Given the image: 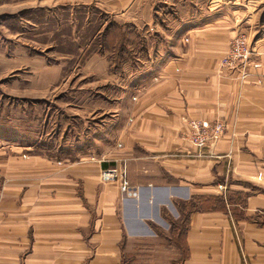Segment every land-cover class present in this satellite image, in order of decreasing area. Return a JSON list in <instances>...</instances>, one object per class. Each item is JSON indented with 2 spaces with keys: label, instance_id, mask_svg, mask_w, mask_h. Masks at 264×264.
I'll use <instances>...</instances> for the list:
<instances>
[{
  "label": "crops",
  "instance_id": "0c3cea01",
  "mask_svg": "<svg viewBox=\"0 0 264 264\" xmlns=\"http://www.w3.org/2000/svg\"><path fill=\"white\" fill-rule=\"evenodd\" d=\"M24 3L44 15L99 9L121 29L125 53L112 63L107 34L87 55L91 40L75 46L87 81L57 151L87 155L0 146V264H120L126 248L150 238L152 218L176 206L185 211L177 264H264V82L254 80L264 75V0ZM238 33L261 66L242 82L217 72ZM190 120H218L225 131L197 155L184 139ZM120 161L125 196L99 181Z\"/></svg>",
  "mask_w": 264,
  "mask_h": 264
},
{
  "label": "rangeland",
  "instance_id": "374dc122",
  "mask_svg": "<svg viewBox=\"0 0 264 264\" xmlns=\"http://www.w3.org/2000/svg\"><path fill=\"white\" fill-rule=\"evenodd\" d=\"M24 2L0 0V146L34 149L44 144L41 150L46 156L74 159L87 155L69 149L57 151L61 141L58 134H71L75 125L68 115L74 112L73 98L86 80L79 73L77 55L86 48L89 42L83 40L94 28H99V34L105 29V43L113 49L115 65L118 55L125 53L120 52L122 31L99 9L53 8L45 10L44 15L31 12L32 7ZM83 17L87 18L86 24L84 20L79 23ZM92 42L97 49L103 47L102 36L97 35ZM75 46L82 47L79 53ZM56 67L62 70L53 79ZM43 82L48 85L41 87ZM67 139L65 144L71 145L72 139ZM183 214L176 206L175 210L162 212L160 218L153 217L155 227L150 238L145 244L126 248L120 264H177L183 255Z\"/></svg>",
  "mask_w": 264,
  "mask_h": 264
},
{
  "label": "built area",
  "instance_id": "2783aa9c",
  "mask_svg": "<svg viewBox=\"0 0 264 264\" xmlns=\"http://www.w3.org/2000/svg\"><path fill=\"white\" fill-rule=\"evenodd\" d=\"M252 55L253 51L244 34H236L229 41L225 53L218 60V74L221 75L224 72L235 73L236 79L242 82L251 75L249 70L259 72L261 68L259 63L252 60ZM254 80L256 84L260 85L264 82V75H257ZM187 127L188 132L184 139L197 150V155L205 147L213 146L225 131V124L218 120L214 122L190 120L187 122ZM119 147L120 145L117 144V148ZM90 160H93V158H90ZM99 181L101 183H116L120 194L122 196L127 195L128 182L123 161H120L114 167L100 170Z\"/></svg>",
  "mask_w": 264,
  "mask_h": 264
},
{
  "label": "trees",
  "instance_id": "16d2710c",
  "mask_svg": "<svg viewBox=\"0 0 264 264\" xmlns=\"http://www.w3.org/2000/svg\"><path fill=\"white\" fill-rule=\"evenodd\" d=\"M33 12H36V13L40 12V13H42L40 10L33 11ZM79 23H82L81 20L79 21ZM104 30L105 29H103V32L104 33L102 32V34H99V28H94L93 31L89 33V37H87V39H84L83 38L84 39L83 41H89L91 39H94L95 37H97V35H99L100 37L103 36L104 34H106V32ZM107 30H108V28H107ZM82 36H83V34L81 35V37ZM92 43L90 42V46L85 50L84 55H87V54L95 51V48H97V45L94 42H92Z\"/></svg>",
  "mask_w": 264,
  "mask_h": 264
}]
</instances>
